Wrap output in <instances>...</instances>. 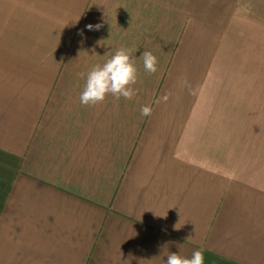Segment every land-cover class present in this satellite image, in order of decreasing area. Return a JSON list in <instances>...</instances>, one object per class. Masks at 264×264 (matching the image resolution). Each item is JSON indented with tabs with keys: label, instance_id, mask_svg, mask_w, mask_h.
<instances>
[{
	"label": "crops",
	"instance_id": "crops-1",
	"mask_svg": "<svg viewBox=\"0 0 264 264\" xmlns=\"http://www.w3.org/2000/svg\"><path fill=\"white\" fill-rule=\"evenodd\" d=\"M238 8L0 0V264H166L195 250L205 264H264V144L232 113L224 129L212 98ZM119 48L137 94L82 105L87 72Z\"/></svg>",
	"mask_w": 264,
	"mask_h": 264
},
{
	"label": "rangeland",
	"instance_id": "rangeland-1",
	"mask_svg": "<svg viewBox=\"0 0 264 264\" xmlns=\"http://www.w3.org/2000/svg\"><path fill=\"white\" fill-rule=\"evenodd\" d=\"M221 45L212 98L222 111L223 127L230 129L232 113L239 117L240 131L252 122L255 141L264 144V0H239Z\"/></svg>",
	"mask_w": 264,
	"mask_h": 264
},
{
	"label": "clouds",
	"instance_id": "clouds-1",
	"mask_svg": "<svg viewBox=\"0 0 264 264\" xmlns=\"http://www.w3.org/2000/svg\"><path fill=\"white\" fill-rule=\"evenodd\" d=\"M101 27V24L87 25L88 30H99ZM140 58L143 60L144 70L147 73L157 72L158 59L151 51H144ZM80 76L85 78L84 73ZM137 78L138 70L132 51L119 48L105 63L96 64L87 72L79 97L80 103L84 106H96L102 104L108 95L116 100L120 98L131 100L137 94V89L133 87L137 83ZM162 99L167 101V94ZM152 111L151 106L144 105L140 109V115L147 117L152 114ZM190 239H192L191 236L187 238V240ZM166 264H205V255L203 250H195L191 257L170 253L167 255Z\"/></svg>",
	"mask_w": 264,
	"mask_h": 264
}]
</instances>
